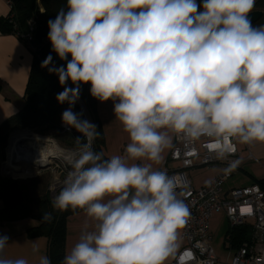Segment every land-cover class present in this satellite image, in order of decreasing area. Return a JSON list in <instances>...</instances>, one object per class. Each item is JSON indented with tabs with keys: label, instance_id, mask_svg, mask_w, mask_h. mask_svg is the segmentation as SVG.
Here are the masks:
<instances>
[{
	"label": "clouds",
	"instance_id": "1",
	"mask_svg": "<svg viewBox=\"0 0 264 264\" xmlns=\"http://www.w3.org/2000/svg\"><path fill=\"white\" fill-rule=\"evenodd\" d=\"M255 3L66 0L48 21L52 51L66 67L51 54L41 67L64 86L56 96L70 106L63 123L83 135L65 153L71 170L52 208L82 210L93 224L61 264H165L190 212L176 178L153 164L174 141L204 140L219 160L238 144L264 143V25L253 26L248 15ZM81 83L91 84L94 98L113 101L130 139L123 155L93 149L97 126L72 110ZM52 219L43 213V221ZM8 245L0 236V264H29L3 255ZM38 264L51 260L40 255Z\"/></svg>",
	"mask_w": 264,
	"mask_h": 264
},
{
	"label": "trees",
	"instance_id": "2",
	"mask_svg": "<svg viewBox=\"0 0 264 264\" xmlns=\"http://www.w3.org/2000/svg\"><path fill=\"white\" fill-rule=\"evenodd\" d=\"M14 1V18L9 16L0 18V30L3 33H13L22 37L24 34H31L32 40L29 42L33 52V61L26 85L24 106L15 114L7 117L0 122V164L5 156V149L11 134L18 130L30 128L33 130L44 131L47 134L61 137L66 147H76V138H82L80 132L75 128L71 132H65L62 128V113L70 106L68 103L61 104L57 101L56 96L64 90L59 82L58 75L49 73L47 68H42V62L51 54L53 64L57 67L63 65L66 67V61L60 60L58 55L52 51L51 41L48 39V21L54 20L61 8H66V0H13ZM197 3H201L197 0ZM40 5L44 8L40 10ZM263 11V17L253 26L264 24V0H256L252 11ZM35 23V29L30 31L29 22ZM43 30L46 36L42 40L36 38L35 33ZM69 60L71 56L69 55ZM51 66V65H50ZM68 87H75L71 80L68 81ZM91 84L81 83L80 98L86 104V107L96 120L97 131L100 135L94 140L93 149L97 152L106 154L105 131L98 107L100 100L94 98L90 93ZM1 90V85H0ZM72 110L80 114L84 119L79 100ZM32 130V131H33ZM35 132V131H33ZM65 145H62L65 147ZM34 173L29 175H19L13 179L3 176L0 173V198L4 201V207L0 213L2 216L11 219H20L31 217L37 223L28 229V234L32 237L44 236L48 239V254L51 264H61L67 253V233L68 217L73 214L71 210L65 212L55 211L52 208V197L49 194L50 179L47 175ZM31 176L30 178H26ZM264 188V178L257 181ZM82 210H77L80 212ZM51 212L53 219L43 221V213ZM249 236V230L246 227H230L225 235V243H232L233 246L240 244Z\"/></svg>",
	"mask_w": 264,
	"mask_h": 264
},
{
	"label": "built area",
	"instance_id": "3",
	"mask_svg": "<svg viewBox=\"0 0 264 264\" xmlns=\"http://www.w3.org/2000/svg\"><path fill=\"white\" fill-rule=\"evenodd\" d=\"M5 1L10 9L7 16L13 19L14 1ZM29 24L30 31L33 32L35 23L30 21ZM22 37L28 44L33 38L31 34H23ZM62 128L66 132L72 131V128L64 123ZM253 159L251 152L244 157L238 145L235 153L227 159L219 160L208 153L204 140L195 144L174 141L168 158L159 170L176 178L179 184L178 197L188 206L190 215L186 226L180 231L184 246L176 258L167 264H223L213 248L210 231V219L218 212L225 214L230 227L241 226L249 230L248 238L240 244L233 246L229 238L230 245L227 249L230 251L231 264H264V188L255 182L248 186L224 190L226 180L237 173L246 160ZM53 160L50 166L52 163H56L58 168L64 165L61 158ZM170 163L177 164L170 167ZM215 165L222 166L224 170L202 186H196L188 174L193 167ZM65 167L67 172L71 170ZM67 174L64 178L61 173L55 175V181L50 188L53 197L63 186Z\"/></svg>",
	"mask_w": 264,
	"mask_h": 264
},
{
	"label": "crops",
	"instance_id": "4",
	"mask_svg": "<svg viewBox=\"0 0 264 264\" xmlns=\"http://www.w3.org/2000/svg\"><path fill=\"white\" fill-rule=\"evenodd\" d=\"M40 10L41 11L44 10V8L41 5H40ZM9 11L10 9L6 1L0 0V18L6 17L9 14ZM32 61H33V52L31 49V45H29L24 39L19 37L17 34L3 33L0 30V85H1L0 122L6 119L7 117H10L11 115L15 114L18 110H20L24 106L25 104L24 93L28 82ZM102 111H103V102L100 101L98 112L101 121L103 117ZM104 131H105V139H106V154L108 155V157H110L111 155L108 150V140H107L105 128ZM261 145H263V143L257 142L251 145L238 144V147L241 150L242 155L246 157L249 152L253 153L252 151H254L255 153H258ZM170 149L164 152L163 160L159 164H153V167L155 169L161 168L164 161L167 159L169 155ZM12 150L10 151L11 152L10 158L14 159L16 158V154L15 152H12ZM7 161L5 162V168L6 171L9 172ZM247 161L250 160H246L245 162ZM215 166L219 167L220 169H216L217 171L212 175V177L214 175L217 176L221 174L222 171L224 170L222 166L219 165H215ZM199 167H203V166H199ZM243 167L244 166L242 165V169ZM197 169L199 168L196 167V169L194 168L191 171ZM251 177L252 179L249 182V184H246L244 186L251 185L257 181V179L255 178L257 176H254L253 173L251 174ZM207 182L201 183L199 185L196 184L195 185L202 186ZM226 182L224 184H226ZM232 188H236V187H232ZM230 189L224 188L225 191ZM3 207H4V201L2 198H0V211ZM36 223L37 221L31 217L11 219L2 216L0 213V236L9 237V245L5 249L3 255L12 258L24 257L29 260V264H38V257L40 255L48 254L47 253L48 239L47 237L44 236L32 237L28 234V229L31 226L35 225ZM67 225H68L67 252H69L73 247V245L78 241L82 231L85 230L86 225L88 226V229H91L93 224L86 216V214L83 211H80L68 217ZM183 244L184 243L181 238V234L179 233L178 248L175 256L182 248ZM175 256L169 257V259L165 263L173 260Z\"/></svg>",
	"mask_w": 264,
	"mask_h": 264
},
{
	"label": "rangeland",
	"instance_id": "5",
	"mask_svg": "<svg viewBox=\"0 0 264 264\" xmlns=\"http://www.w3.org/2000/svg\"><path fill=\"white\" fill-rule=\"evenodd\" d=\"M262 25H264V24H262ZM79 104H80L81 110H82L83 115H84V120H87V121L96 125V120H95L94 116L90 113V111L88 110V108L86 107V104L84 103V101L82 99H79ZM102 112H103L102 113L103 114L102 115L103 116L102 122H103V126L106 130L109 153L111 156L123 155L124 150L126 148V145L130 142V139H129L128 134L123 131L122 124L117 119H115L114 104H113L112 100L103 102V111ZM25 129H27V128H25ZM28 129H30V128H28ZM30 130H33V129H30ZM33 131H35V132H33ZM33 131H31V132L47 136L51 141L56 142L60 147H62L64 149H67V150L73 149V147H71V146L66 147V145L63 143L64 141L62 140L61 137H58V136L56 137L54 135L47 134L44 131H39V130H37V131L33 130ZM25 136H29V135L26 134ZM32 138H36V137H34L33 135H32V137L31 136L29 137V139H32ZM82 138H83V135H82ZM36 139H41L43 141H46L44 138H41V137H37ZM10 142H11V139L9 138L7 147L5 149L4 159H2L1 164H0V173L3 176H8V177H11L13 179H22V178H16L15 176L20 175V174L23 175L24 170H20V171L15 170L12 173V172H7L6 168H5V162L7 161V158L10 157L9 153L11 154V152L8 149L10 146ZM62 145H65V147H63ZM93 145H94V142H93ZM239 145H241V144H239ZM18 146L21 148L26 147V145L20 146V143ZM60 147H58V148L60 150H62ZM252 152H253L252 154L255 156L254 159L243 163V166H244L243 169L241 166V168L238 169L237 173H235L231 178H229L227 180L226 184H224L225 189H230L232 187H240V186H244L246 184H249V182L252 179V177H251L252 173L254 176H257V177H255L256 179H263L264 178V143H263V145L260 146V150L258 151V153H255L254 151H252ZM14 156H15V154H14ZM55 160H57V159H54L53 161H55ZM61 161L64 163V165H61L60 168H58L59 166L56 163H52L51 166H49L47 169L42 170L38 174H35V175H39V174L45 175L46 174L47 178L50 179L48 189H49L50 197H52V199H53V196H52L53 193L51 192L50 188L55 181V175L56 174L59 175V173H61L62 177L64 178V176L68 173L65 166L71 168L70 165H68V163L66 162V160L64 158H61ZM170 164H171L170 167H172V166H175L177 163H170ZM196 167H193L191 169H194V168L196 169ZM198 168L199 169H197V170H193V171L190 170L191 172L188 171L190 178L193 180L194 184H196V185L210 181V179L214 178L215 175L213 177H212V175L214 173H216V171H217L216 169H220L217 166H214V167L213 166L198 167ZM7 173H9V175H6ZM30 177L31 176H27L26 178H30ZM256 183H258V182H256ZM210 228H211L210 231L212 234V245H213V248H214L217 256L221 259L223 264H226V263L231 264V261H230L231 257L229 255L230 251H229V249H227V247L230 245V243L229 242L225 243V235H226V232L228 231V229L230 228V224H229L225 214L222 212L215 213L210 219ZM180 234H181V232H180ZM181 238H182V235H181ZM182 240H183V238H182ZM183 243H184V240H183ZM183 246H184V244H183ZM180 250H179V252H180ZM178 253H177V255H178ZM176 256H175V258H176ZM173 260H171V261H173ZM171 261H169L167 263H170ZM167 263H165V264H167Z\"/></svg>",
	"mask_w": 264,
	"mask_h": 264
},
{
	"label": "bare ground",
	"instance_id": "6",
	"mask_svg": "<svg viewBox=\"0 0 264 264\" xmlns=\"http://www.w3.org/2000/svg\"><path fill=\"white\" fill-rule=\"evenodd\" d=\"M30 129L18 130L12 134L9 151L15 152L16 158L11 159L8 157V170L9 172H14L15 170H24L23 175H29L34 173V171L26 169L24 166L28 162H36L38 164H48L51 163L53 159L64 158L65 153L67 152L65 149L60 147L56 142L51 141L47 136L40 135L37 133L31 132ZM29 136H25V135ZM32 135L34 137L44 138L46 141L41 139L29 137ZM23 141V142H22ZM31 142V143H30ZM20 146L26 145L25 148H21ZM60 147L62 150H60ZM10 156V153H9ZM65 159V158H64ZM23 165V166H22ZM22 166V167H20ZM28 173V174H27ZM21 175V174H20ZM19 175H16L17 177Z\"/></svg>",
	"mask_w": 264,
	"mask_h": 264
},
{
	"label": "water",
	"instance_id": "7",
	"mask_svg": "<svg viewBox=\"0 0 264 264\" xmlns=\"http://www.w3.org/2000/svg\"><path fill=\"white\" fill-rule=\"evenodd\" d=\"M248 15H249V18L251 19L252 24L254 25L258 21H260L261 18L263 17V11H261V10H254V11H251ZM35 36H36L37 39L42 40V37L46 36V33L43 30L39 29L35 33ZM12 134L10 136V139L12 138ZM22 166H20V167H22ZM49 166H50V163H48V164H38L36 162H28V163L25 164L24 167L26 169H29V170L34 171V174H38L42 170L47 169ZM6 175H9V173H7Z\"/></svg>",
	"mask_w": 264,
	"mask_h": 264
}]
</instances>
